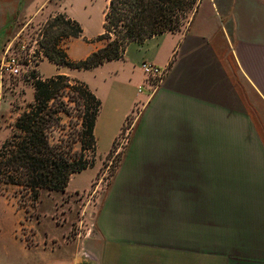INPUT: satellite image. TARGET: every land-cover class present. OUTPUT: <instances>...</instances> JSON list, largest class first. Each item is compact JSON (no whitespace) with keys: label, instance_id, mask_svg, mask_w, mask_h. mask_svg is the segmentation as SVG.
I'll return each mask as SVG.
<instances>
[{"label":"crops","instance_id":"0c3cea01","mask_svg":"<svg viewBox=\"0 0 264 264\" xmlns=\"http://www.w3.org/2000/svg\"><path fill=\"white\" fill-rule=\"evenodd\" d=\"M49 1L0 0V50ZM87 41L82 32L63 45L79 60L102 45ZM143 62L165 68L154 89ZM56 66L70 76V67ZM88 70L102 79L88 84L103 101L98 159L140 106L100 196L96 234L78 241L66 234L68 221L56 222L59 234H41L27 220L30 236L17 238L25 259L10 252L6 263L189 264L196 254L200 264L206 255L212 264H264V0H199L186 26L130 41L122 58ZM98 159L64 192L78 191L68 186L86 171L91 184Z\"/></svg>","mask_w":264,"mask_h":264},{"label":"trees","instance_id":"16d2710c","mask_svg":"<svg viewBox=\"0 0 264 264\" xmlns=\"http://www.w3.org/2000/svg\"><path fill=\"white\" fill-rule=\"evenodd\" d=\"M198 2L108 0L103 31L94 39L102 45L79 60L68 56L63 43L82 36L83 28L68 13L59 12L42 27L40 46L58 66L90 69L122 58L130 41L180 29ZM33 86V100L0 145V188H13L21 197L37 201L44 190L64 192L73 174L94 165V129L102 101L86 82L66 74L36 78Z\"/></svg>","mask_w":264,"mask_h":264},{"label":"rangeland","instance_id":"374dc122","mask_svg":"<svg viewBox=\"0 0 264 264\" xmlns=\"http://www.w3.org/2000/svg\"><path fill=\"white\" fill-rule=\"evenodd\" d=\"M107 2L108 0H50L43 16L32 20L21 32V35L26 40L36 38L37 43L40 44L43 39V31L41 29L47 19L65 10L80 22L83 28V35L88 40L87 43H101L94 39L102 32L103 16ZM191 15L192 13H190L180 28L188 24ZM20 26H16L15 30H18ZM81 53L82 50L77 48L76 54ZM29 69L31 70H29L30 76L26 78L22 76L12 77L7 74L4 77L0 93V145L11 134L12 124L18 114L33 100L34 80L40 78V74L51 76L56 74L58 70L55 64L46 59L40 63L38 69L37 65L36 67L30 65ZM67 70L71 77L80 79L87 84L102 81L100 79L101 75H97L88 69L69 68ZM100 86L104 87L101 84ZM106 107L107 104L105 105ZM139 109L140 106L136 104L128 114L122 129L114 139L111 149L103 158L99 157L98 159L96 151L95 161L98 159L100 168L91 184H89L90 171H86L83 174L76 175L68 186V190L79 188L78 191L65 193L62 191L44 190L37 201H31L28 197H21L19 193L14 192L13 188H7L6 190L0 188V264L20 263L15 262L16 260H13V263H6V256L10 252H12L14 259H18L17 261L25 259L19 249L20 242L18 239L30 236L31 232L25 226H22V223L27 220H33L32 222H34L37 232L41 234L43 231L51 234L61 233L62 229L56 226V222L63 224L65 221L71 222V229L66 234L73 236L78 241L96 234L94 219L100 196L110 184L112 176L120 163L124 149L130 140L132 130L138 119ZM56 135H59L58 131ZM99 136L103 138L102 134H99ZM101 148H103V145H101ZM87 154L92 157V153L88 152ZM87 252V250L83 249L84 256L88 255ZM200 261L201 258H198L196 254L189 258V264H200ZM157 264H162L159 258ZM204 264H212V259L207 255L204 258Z\"/></svg>","mask_w":264,"mask_h":264},{"label":"built area","instance_id":"2783aa9c","mask_svg":"<svg viewBox=\"0 0 264 264\" xmlns=\"http://www.w3.org/2000/svg\"><path fill=\"white\" fill-rule=\"evenodd\" d=\"M21 32L5 43L0 50V93L6 74L12 77H29L30 65L36 67L37 63L44 57L43 48L37 43V39L30 38L26 40L21 35ZM142 70L147 77V82L153 89L161 81L165 73L164 67L151 62H143Z\"/></svg>","mask_w":264,"mask_h":264}]
</instances>
